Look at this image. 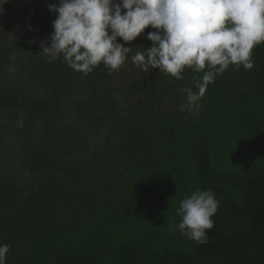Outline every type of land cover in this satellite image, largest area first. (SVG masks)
I'll return each instance as SVG.
<instances>
[{"label": "trees", "instance_id": "1", "mask_svg": "<svg viewBox=\"0 0 264 264\" xmlns=\"http://www.w3.org/2000/svg\"><path fill=\"white\" fill-rule=\"evenodd\" d=\"M58 3L0 12V151L10 145L26 176L0 173L5 264H264V42L252 69L230 65L198 111H181L208 69L139 70L130 60L152 46L150 26L117 71L49 62L40 44ZM95 128L106 135L93 148ZM197 189L218 201L203 244L170 230Z\"/></svg>", "mask_w": 264, "mask_h": 264}, {"label": "clouds", "instance_id": "2", "mask_svg": "<svg viewBox=\"0 0 264 264\" xmlns=\"http://www.w3.org/2000/svg\"><path fill=\"white\" fill-rule=\"evenodd\" d=\"M8 0H0V12ZM56 15L52 21L50 45L41 42L40 54L49 62L63 57L69 68L87 75L103 63L110 72L125 64L133 42L149 26L152 42L131 56L144 73L150 69L183 79L190 68L202 77L194 78L198 91L185 88L187 104L181 111L199 110V101L215 77L230 65L250 70L252 50L264 42V0H59L49 4ZM121 38L124 43L117 42ZM218 201L211 190H195L177 209L182 235L207 243L206 230L213 227ZM10 248L0 244V264H5Z\"/></svg>", "mask_w": 264, "mask_h": 264}, {"label": "rangeland", "instance_id": "3", "mask_svg": "<svg viewBox=\"0 0 264 264\" xmlns=\"http://www.w3.org/2000/svg\"><path fill=\"white\" fill-rule=\"evenodd\" d=\"M18 32V31H17ZM131 62V60H130ZM130 62L128 65H130ZM124 71V70H123ZM106 132L105 129H92L89 134V143L92 144V147L95 148L100 145L104 138ZM13 149L10 145L6 144L3 149L0 151V173H8L11 177L14 178L17 182H25L26 177L20 170L17 169V159L13 157ZM24 176V177H23Z\"/></svg>", "mask_w": 264, "mask_h": 264}]
</instances>
